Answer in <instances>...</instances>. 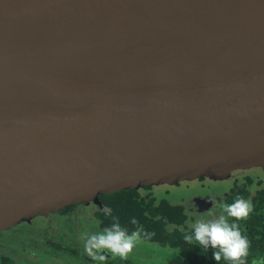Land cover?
<instances>
[{"label": "water", "instance_id": "95a60500", "mask_svg": "<svg viewBox=\"0 0 264 264\" xmlns=\"http://www.w3.org/2000/svg\"><path fill=\"white\" fill-rule=\"evenodd\" d=\"M261 164L264 0H0V231Z\"/></svg>", "mask_w": 264, "mask_h": 264}, {"label": "trees", "instance_id": "16d2710c", "mask_svg": "<svg viewBox=\"0 0 264 264\" xmlns=\"http://www.w3.org/2000/svg\"><path fill=\"white\" fill-rule=\"evenodd\" d=\"M251 180L236 184L219 204L221 208L223 203H231L238 197L250 198L252 201L253 207L247 217L238 220L242 233L249 240L248 254L244 257L245 264H251L264 249V185L254 193L249 188ZM144 188L145 191L127 188L101 194L98 202H92L97 208L95 215L100 219L102 227L112 223L111 216H105L101 210L103 205H109L112 215L117 216L121 225L129 232L139 228L141 238L157 242L161 246L177 248L191 264H229L223 259L214 260L211 248L205 254L201 252L198 244H188L183 240L184 231L188 228L187 222L191 218L187 215L184 204L173 203L161 195H154L150 187ZM66 209L61 208L59 211L63 213ZM221 210L223 211L222 208ZM133 218L135 223L132 222ZM0 264H15V261L9 255L0 253Z\"/></svg>", "mask_w": 264, "mask_h": 264}, {"label": "rangeland", "instance_id": "374dc122", "mask_svg": "<svg viewBox=\"0 0 264 264\" xmlns=\"http://www.w3.org/2000/svg\"><path fill=\"white\" fill-rule=\"evenodd\" d=\"M245 176H252L255 181L259 179L264 180V164L247 167V169L238 171L236 174L239 180H242ZM199 189L201 188L196 186L189 187L185 183H179L177 187H156L154 191L159 196L164 191L169 190L170 193L165 194L163 197L173 203L184 204L187 212H193L191 209L194 203L193 196L197 194V191L200 192ZM205 190L202 191L204 194L207 193ZM217 191V188L214 189V194L220 193ZM94 209L95 206L92 205V202L81 203L68 213L62 214L58 212L59 210H56L47 215H39L34 221L17 223L3 229L0 233V252H6L14 258L27 257L33 251L45 253L50 248L43 241L48 238H58L61 240L60 233H71V236L65 237V241H67V238L75 239L76 246L84 252L83 239L85 240L89 233L102 231L93 219ZM196 214L207 216L209 213ZM212 214L215 213L212 212ZM191 221L192 219L189 218L187 225ZM126 256L131 261H139L141 264H190L177 248L161 246L157 242L146 241L143 238L134 244L132 250ZM16 264L31 263L18 259Z\"/></svg>", "mask_w": 264, "mask_h": 264}, {"label": "clouds", "instance_id": "9594fccd", "mask_svg": "<svg viewBox=\"0 0 264 264\" xmlns=\"http://www.w3.org/2000/svg\"><path fill=\"white\" fill-rule=\"evenodd\" d=\"M253 204L250 198H236L231 203H223V211L219 215L209 213L207 216L187 212L195 217L184 231L183 240L188 244H198L203 253L212 249V258L216 261L223 259L229 264H245L244 257L248 254V237L242 233L238 220L247 217ZM105 216H111L112 223L102 231L89 233L84 240V251L93 259H105L103 250H108L112 256L125 257L134 244L141 239V230L137 228L129 232L119 222V218L112 215V208L103 205L101 209ZM187 211V210H186ZM229 217L237 219L229 220ZM135 223V218H133Z\"/></svg>", "mask_w": 264, "mask_h": 264}, {"label": "flooded vegetation", "instance_id": "af4514ba", "mask_svg": "<svg viewBox=\"0 0 264 264\" xmlns=\"http://www.w3.org/2000/svg\"><path fill=\"white\" fill-rule=\"evenodd\" d=\"M247 168H241L233 171V173L228 177L224 179H210L207 177H201L197 181H183L180 183H185L187 186L191 187H199L201 189L200 192L197 191V194L193 196L194 203L191 206V209L195 213H212L214 212L216 215H219L222 210L219 207L220 202L228 195L230 190L236 185L243 182H249L251 180V184L249 185V188L256 193L259 189H261L264 185V180H254L252 176H245L242 180H239L236 177V174L238 171H242ZM259 182H262V184H259ZM179 184V183H178ZM178 184L175 185H160V186H145L150 187L151 191L154 195H156L154 188L156 187H177ZM205 188H207L205 190ZM218 189L220 192L219 194H214V189ZM140 191H145L146 189L144 187L138 188ZM207 191L206 194H204L202 191ZM217 191V192H218ZM170 193L169 190L164 191L161 196L163 197L165 194ZM216 195V196H214ZM81 203L73 204L66 206V210L63 211L62 214L68 213L72 210H74L76 207H78ZM93 206L95 204L92 203ZM65 208V207H64ZM97 208L95 206L94 212H93V219L97 222L99 228L103 230L104 227L101 225L100 219L95 215ZM60 212V211H58ZM38 216L33 218L34 221ZM43 218V217H42ZM192 220L195 218L194 216L191 217ZM31 220V221H32ZM26 222V221H25ZM1 233V231H0ZM60 236L62 237L61 240L58 238H48L45 239L43 242L50 248L47 249L45 253H42L40 251L39 253L36 251H33V253L27 257H20V258H14L10 254L1 251L0 253H4L9 255L11 258L14 259L15 264L17 263L18 259L24 260L25 262H30L31 264H141L139 261H131L128 256L126 257H118L112 256V254L108 250H103V255L105 259L101 260L99 259V253L97 254V258L93 259L91 256H89L85 251L83 252L80 248H78L75 244V239L72 240L71 238H67V241H65V237L71 236V233H60ZM84 238V237H83ZM82 238V239H83ZM145 240V239H144ZM84 241V239H83ZM149 241V240H146ZM153 242V241H152ZM23 255V254H20ZM19 255V256H20ZM257 255V253L255 254ZM45 256V260H44ZM258 257L253 260L251 264H264V249L259 252L257 255ZM27 259V260H26ZM186 259V258H185ZM189 262V261H188ZM190 263V262H189ZM191 264V263H190Z\"/></svg>", "mask_w": 264, "mask_h": 264}, {"label": "bare ground", "instance_id": "6f19581e", "mask_svg": "<svg viewBox=\"0 0 264 264\" xmlns=\"http://www.w3.org/2000/svg\"><path fill=\"white\" fill-rule=\"evenodd\" d=\"M250 35H251V33H249V34H245V38L246 39H250ZM234 38H240L237 34H234ZM31 87H35V88H42L40 85H36V84H32L31 85Z\"/></svg>", "mask_w": 264, "mask_h": 264}]
</instances>
